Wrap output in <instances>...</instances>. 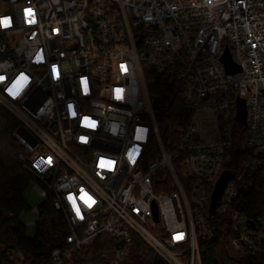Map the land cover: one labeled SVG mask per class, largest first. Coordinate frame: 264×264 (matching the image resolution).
I'll return each mask as SVG.
<instances>
[{
    "label": "built area",
    "instance_id": "2783aa9c",
    "mask_svg": "<svg viewBox=\"0 0 264 264\" xmlns=\"http://www.w3.org/2000/svg\"><path fill=\"white\" fill-rule=\"evenodd\" d=\"M225 50L239 72L225 71ZM147 68L183 102L166 142ZM0 103L18 122L34 214L51 197L67 227L48 264H75L99 236L200 264L222 219L235 252L264 257V0H0ZM249 193L257 217L241 213Z\"/></svg>",
    "mask_w": 264,
    "mask_h": 264
},
{
    "label": "trees",
    "instance_id": "16d2710c",
    "mask_svg": "<svg viewBox=\"0 0 264 264\" xmlns=\"http://www.w3.org/2000/svg\"><path fill=\"white\" fill-rule=\"evenodd\" d=\"M168 82L147 68V90L163 142L178 126L183 113V102L179 96L174 97ZM17 126L14 116L0 106V248L20 255L28 264H48L50 253L65 246L68 231L63 216L54 210L51 197H48L38 207L35 236L29 238L26 235L19 215L29 208L23 193L28 184L34 183V178L18 159L22 149L12 136ZM151 149L155 151V145L152 144ZM242 199V214L252 218L261 213L255 212L258 195L249 193ZM217 226L214 241L198 243L200 264H264L263 256L238 253L232 249V230L227 220L218 221ZM119 251L124 255L117 258ZM72 260L75 264H168L139 237H133L131 243L125 245L107 236H99L87 250L74 252Z\"/></svg>",
    "mask_w": 264,
    "mask_h": 264
},
{
    "label": "water",
    "instance_id": "95a60500",
    "mask_svg": "<svg viewBox=\"0 0 264 264\" xmlns=\"http://www.w3.org/2000/svg\"><path fill=\"white\" fill-rule=\"evenodd\" d=\"M221 63L225 69V71L229 74H234L239 72V69L237 66H235L229 57L228 52L225 50L222 58H221ZM236 119L239 123L241 124H245V108H244V101L243 100H238L237 101V116ZM229 179V174L227 172H224L219 180L217 181L216 185H215V189L213 191L212 197H211V209L213 210L214 205L216 204L217 200L219 199L225 184L227 182V180ZM153 220L156 222L157 221V213H156V209L154 208V212H153Z\"/></svg>",
    "mask_w": 264,
    "mask_h": 264
},
{
    "label": "rangeland",
    "instance_id": "374dc122",
    "mask_svg": "<svg viewBox=\"0 0 264 264\" xmlns=\"http://www.w3.org/2000/svg\"><path fill=\"white\" fill-rule=\"evenodd\" d=\"M0 106L7 109L1 103H0ZM23 196H24L25 203L29 208H26L20 213L19 220L21 221L22 225L25 226V232H26L27 237L32 238L36 234L35 222L37 220V217L34 214L33 209H32L35 204V199H36V194L33 189V184L30 183L26 186ZM181 259L185 264H187L186 256H182ZM195 264H199L198 260L195 261Z\"/></svg>",
    "mask_w": 264,
    "mask_h": 264
}]
</instances>
